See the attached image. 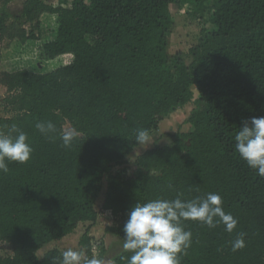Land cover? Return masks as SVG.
<instances>
[{"label": "trees", "instance_id": "16d2710c", "mask_svg": "<svg viewBox=\"0 0 264 264\" xmlns=\"http://www.w3.org/2000/svg\"><path fill=\"white\" fill-rule=\"evenodd\" d=\"M10 3L0 0V42L40 45L37 62L0 69L8 114L0 131L17 125L34 149L28 163L0 171V244L12 252L4 257L0 246V264H51L62 252L39 258L46 245L106 212L119 219L106 232L123 242L137 202L178 193L186 201L217 193L238 220L233 233L184 222L193 242L182 264H264V177L235 151L234 139L245 120L264 117V0H25L17 16ZM172 4L188 5L196 18L210 13L214 30L190 49V64L168 55ZM45 16L56 28L43 41ZM189 104L191 130L139 155L127 174L137 130L157 131ZM42 121L61 132L69 124L79 136L64 147L36 129ZM239 233L246 247L232 251ZM92 240L87 231L80 241L89 258ZM130 255L123 250L113 264Z\"/></svg>", "mask_w": 264, "mask_h": 264}, {"label": "clouds", "instance_id": "9594fccd", "mask_svg": "<svg viewBox=\"0 0 264 264\" xmlns=\"http://www.w3.org/2000/svg\"><path fill=\"white\" fill-rule=\"evenodd\" d=\"M35 127L49 140L59 137L64 147H71L79 136L76 129L59 131L51 121L38 122ZM234 139L235 151L258 176L264 177V117L245 120ZM135 140L141 147L152 143L147 129H138ZM33 151L27 133L17 125H11L7 132L0 131V171L9 172L10 162L28 163ZM181 196L182 193H178L177 198L171 200L157 198L137 202L132 207L123 227L122 247L124 252L131 253L122 257L126 264H182L193 242L192 232L185 230L186 221H197L209 228L223 224L228 233L237 228L238 220L225 212L219 194L208 193L187 201ZM244 235L239 233L232 241V251L246 247ZM61 256L52 257L51 264H104L102 259L88 258L83 250L68 248Z\"/></svg>", "mask_w": 264, "mask_h": 264}, {"label": "rangeland", "instance_id": "374dc122", "mask_svg": "<svg viewBox=\"0 0 264 264\" xmlns=\"http://www.w3.org/2000/svg\"><path fill=\"white\" fill-rule=\"evenodd\" d=\"M48 3L58 5L59 0H46ZM25 0H11L9 9L15 16L20 15ZM170 11L173 17V27L168 38V55L172 62L178 58L184 60L187 64L191 62L190 49L196 46L201 39L205 38L210 32L214 30L213 25L210 23V13L208 12L204 18H196L188 5L172 4ZM42 32L41 37L43 41L53 38V30L56 28V21L54 17L45 16L42 18ZM40 45L34 44L31 46H22L19 43L9 41L0 42V69L2 71L14 72L20 69H25L29 65L37 62V48ZM57 64V63H56ZM59 64H57L58 66ZM55 67V66H54ZM52 69V68H51ZM50 70V69H48ZM45 70V71H48ZM5 90L0 88V118L7 116L5 110ZM195 96L198 93L195 91ZM194 109L193 104H189L183 108H178L172 112L168 118L164 119L157 131L150 133L151 141L146 148L138 147L128 157L127 164L123 167L128 169L127 174H131L135 170V161L137 157L145 151L158 147L166 146L173 142L174 136L177 133L188 132L191 130V125L186 123L191 111ZM72 129L67 124L65 131ZM106 193V184L104 183L102 192L97 200V210L101 212L104 204ZM119 223V219L114 218L109 212L100 214L96 224L81 223L73 234L66 236L60 240L54 241L46 245L39 253V258L52 250H67L72 248L74 250H85L80 246L82 236L89 231L90 236L93 238V257L102 259L104 264H113V259L116 255L123 251V242L106 232L108 227H113ZM1 254L4 257L11 255V249L7 244H0ZM105 254L102 255V250ZM89 258V257H88Z\"/></svg>", "mask_w": 264, "mask_h": 264}]
</instances>
